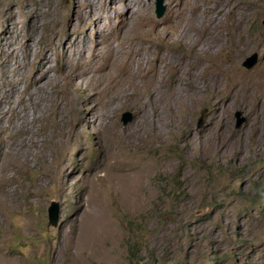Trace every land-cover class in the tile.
Segmentation results:
<instances>
[{
  "label": "rangeland",
  "instance_id": "374dc122",
  "mask_svg": "<svg viewBox=\"0 0 264 264\" xmlns=\"http://www.w3.org/2000/svg\"><path fill=\"white\" fill-rule=\"evenodd\" d=\"M178 1L0 0V44L21 63L0 59V264H264V0L221 1L224 40L195 47L173 31ZM146 20L170 32L142 38ZM141 52L146 70L126 73ZM16 92L38 110L28 132Z\"/></svg>",
  "mask_w": 264,
  "mask_h": 264
},
{
  "label": "bare ground",
  "instance_id": "6f19581e",
  "mask_svg": "<svg viewBox=\"0 0 264 264\" xmlns=\"http://www.w3.org/2000/svg\"><path fill=\"white\" fill-rule=\"evenodd\" d=\"M172 1V0H171ZM200 1V3H201V6H198L197 5V0H182L181 2H179L178 4H175L176 5V8H174L175 9V13H176V16H175V18L172 20V23L171 24H173L172 26H173V31L177 34V37L179 36V39L181 38V36L183 35V33H182V30L184 29V33L186 34V35H188L189 36V38H187L186 36V40H188V42L186 41V43L188 44V45H193L194 47L195 46H197L198 44H199V42L201 41V39H203V37L204 36H206L205 38H209V37H212V40H214L215 42H214V44L217 42V41H223L224 40V36H225V33H224V30H223V25H222V23H224V16H226V15H224L223 14V8H224V2L226 1H224V2H221V1H223V0H207V3L204 1V0H199ZM205 2V3H204ZM170 3V2H169ZM228 3V2H227ZM232 4V3H231ZM227 5V4H226ZM231 6V5H230ZM21 7V6H20ZM242 8V7H241ZM226 9V8H225ZM173 10V9H172ZM232 11L233 10H236L235 9V7L233 6L232 7V9H231ZM25 11V10H24ZM231 11V12H232ZM28 12H29V10H28ZM12 13V12H11ZM14 13V12H13ZM12 13V14H13ZM201 14H203V15H205V16H202ZM207 14V15H206ZM229 14V13H228ZM236 14V13H235ZM14 15H16V14H14ZM238 15V14H237ZM236 15V16H237ZM17 16V15H16ZM201 16V19L199 20L200 22L198 23V21L196 22V18L197 17H200ZM219 16H221V17H223V18H219ZM11 17V16H10ZM12 18V17H11ZM239 18V17H238ZM223 19V20H222ZM243 19V18H242ZM241 18H239L238 20H237V25H236V28L238 29L239 28V30H240V32H242V28H240V26H241V24H243V20H242ZM17 20V19H16ZM9 21V20H8ZM12 22V21H11ZM17 22V21H16ZM149 22V23H148ZM9 23V22H8ZM12 24V23H11ZM197 24V25H196ZM170 26V25H169ZM168 25H167V27H162V28H159V25L158 24H155V23H153V22H151V21H148V20H146V21H142V24L138 27V29L139 28H141V32H142V34H141V36H142V38H145V39H147V38H149L150 36H159V35H167L169 32H170V29L169 28H171V27H169ZM16 27V26H15ZM133 28H135V27H133ZM133 28L131 29V30H128V33H131V35H134L133 34ZM175 28V29H174ZM230 29V28H229ZM13 30V29H12ZM138 30V31H139ZM188 30V31H187ZM220 30V31H219ZM225 30H227V29H225ZM18 31V30H17ZM16 31V32H17ZM137 31V32H138ZM195 31L198 33V32H201L202 33V35L201 34H199V36H198V38L196 37V34L197 33H195ZM237 31V30H236ZM136 32V33H137ZM221 32V33H220ZM228 32V31H227ZM19 33V32H18ZM151 34L150 36L148 35V34ZM173 33V32H172ZM179 33L181 34V35H179ZM184 34V35H185ZM229 34V38H230V40L231 41H233L234 42V40H235V37H236V34H235V32H231V34L230 33H228ZM173 35H174V33H173ZM10 36V35H9ZM15 36V35H14ZM30 36H32V35H30ZM19 37V36H18ZM17 37V38H18ZM23 37V36H22ZM9 38V37H8ZM16 38V39H17ZM153 38V37H152ZM170 38V37H169ZM176 38V37H175ZM184 38V37H183ZM10 39V38H9ZM15 39V40H16ZM30 39V38H29ZM31 39H32V37H31ZM173 39H174V36H173ZM228 39V38H227ZM238 41L240 42V41H244V40H246V39H244V38H242V37H240V36H238ZM33 40V39H32ZM151 40V39H150ZM149 40V41H150ZM153 40V39H152ZM155 40V39H154ZM154 40H153V42H154ZM167 40V39H166ZM120 41H123L122 39L120 40ZM160 41V40H159ZM162 41H163V39H162ZM184 41V40H183ZM203 41V40H202ZM206 41V40H205ZM19 42V41H18ZM21 42V41H20ZM28 42V41H27ZM27 42H25V44L27 43ZM167 42V41H166ZM165 42V43H166ZM182 42V41H181ZM17 43V42H16ZM150 43V42H149ZM164 43V44H165ZM169 43V42H168ZM185 43V44H186ZM201 43V42H200ZM205 43V42H204ZM203 43V44H204ZM210 43V42H209ZM213 43V42H212ZM218 43V42H217ZM223 43V42H222ZM176 44V43H175ZM182 44V43H181ZM180 44V45H181ZM206 44V43H205ZM204 44V45H205ZM219 44V43H218ZM246 44V43H245ZM248 44V43H247ZM23 45V44H22ZM149 45V44H148ZM173 45V44H172ZM184 45V44H183ZM208 45H210V44H208ZM216 45V44H215ZM13 46V42H11L10 40L8 41V43L6 42V43H1L0 44V59H2L1 61H2V63H6V64H8L9 63V66L8 65H6V68L5 69H11L14 73H17V72H20L21 70H20V68H21V63H19V61H16V59H17V50L14 48V47H12ZM24 46V45H23ZM30 46V45H29ZM146 46H147V44H146ZM167 46V45H166ZM170 46V45H169ZM178 46H179V44H178ZM199 46V45H198ZM219 46V45H218ZM218 46H216V47H218ZM244 46V45H243ZM242 46V47H243ZM246 46V45H245ZM17 47V46H16ZM27 47V46H26ZM107 47V46H106ZM168 47V46H167ZM185 47V46H184ZM188 47H190V46H188ZM209 47V46H208ZM210 47H212V45L210 46ZM214 47V46H213ZM212 47V48H213ZM28 48V47H27ZM159 48V47H158ZM161 48V47H160ZM159 48V49H160ZM163 48V47H162ZM170 48V47H169ZM179 48V47H178ZM182 48V47H181ZM29 49H30V47H29ZM107 49V48H106ZM105 49V50H106ZM109 49V48H108ZM142 49V48H141ZM146 49V48H145ZM164 49V48H163ZM162 49V50H163ZM216 49V48H215ZM32 51H33V49H31ZM105 50H104V52H105ZM113 50V49H112ZM180 50V49H179ZM211 50V49H210ZM108 51V50H107ZM114 51V50H113ZM142 51V50H141ZM151 51V50H150ZM149 51V52H150ZM153 51V50H152ZM166 51V50H165ZM195 51V50H194ZM214 51V50H213ZM131 52V51H130ZM136 52V51H135ZM142 52H144V51H142ZM141 52V54L140 55H138V56H133V55H131V56H133V57H131V58H129V62H126V58L125 59H123V61H122V66H123V68L125 69V71H126V73L130 70V67H131V64L132 65H137L139 68H143L144 66H145V64H147V62H148V60H147V58H146V56L143 54ZM179 52V51H178ZM191 52V51H190ZM203 52H205V53H210V54H212V53H214V54H217L218 53V50H215L214 52H208V51H206V50H204V48L202 47V48H197V53H203ZM235 52V51H234ZM108 53V52H107ZM115 53V52H114ZM140 53V52H139ZM158 54V57L160 58V59H162L163 60V58H165L164 56H165V54L162 52V51H159L158 50V52H157ZM175 53H177V52H175ZM182 53H185V52H182ZM204 53V54H205ZM41 54H42V52H41ZM130 54V53H129ZM128 54V56H130ZM150 54V53H149ZM171 54V53H170ZM19 55V54H18ZM43 55V54H42ZM47 55V54H46ZM168 55V54H167ZM208 55V54H207ZM220 55V54H219ZM115 56V55H114ZM113 56V57H114ZM152 56V55H151ZM218 56V55H217ZM170 57V56H169ZM168 57V58H169ZM174 57L175 58H178L177 56H175L174 55ZM190 57V56H189ZM201 57V56H200ZM216 57V56H215ZM214 57V58H215ZM43 58V57H42ZM108 58V57H107ZM116 58V57H115ZM157 58V57H156ZM209 58V57H208ZM45 59V58H44ZM128 59V58H127ZM157 60V62H156V59H155V61L153 60L152 61V59H151V62H154V64H156L155 66H157L158 68L159 67H162V68H164V66H165V64L167 65H169V64H171V63H169L168 61H161V60ZM191 59V58H190ZM194 59V58H193ZM211 59H212V56H211ZM172 60V59H171ZM201 60V59H200ZM210 60V59H209ZM213 60V59H212ZM211 60V61H212ZM214 60H216V59H214ZM114 61V60H113ZM116 61V60H115ZM175 61V60H174ZM194 61V63L196 62L195 60H193ZM21 62H22V60H21ZM34 62H36V61H34ZM33 62V63H34ZM43 62V61H42ZM105 62V61H104ZM109 62V61H108ZM203 62H204V60H203ZM207 62V61H206ZM209 62V61H208ZM37 63V62H36ZM121 63V62H120ZM165 63V64H164ZM172 63H173V61H172ZM175 63V62H174ZM215 63V62H214ZM217 63V62H216ZM44 64V63H43ZM107 64V63H106ZM105 64V65H106ZM163 64V65H162ZM182 64V63H181ZM190 64V63H189ZM203 64V63H202ZM218 64V63H217ZM219 64H221V63H219ZM25 65V64H24ZM39 66H42L43 67V65H42V63H39L38 64ZM48 65V64H47ZM121 65H120V67H121ZM195 65H197V67H198V63L197 64H195ZM194 65V66H195ZM200 65V64H199ZM225 65V64H224ZM4 66H5V64H4ZM33 66V65H32ZM117 66V65H116ZM192 66V65H191ZM217 66V65H216ZM218 67H220V66H218ZM227 67V66H226ZM23 68V67H22ZM98 68H100V67H97V69ZM122 68V69H123ZM145 68V67H144ZM45 69V68H44ZM122 69H121V71H122ZM173 69H174V66H173ZM183 69V68H182ZM181 69V70H182ZM195 69V68H194ZM204 69V68H203ZM203 69H201V70H203ZM207 69V68H206ZM221 70H222V67L220 68ZM224 69V68H223ZM20 70V71H19ZM39 70V69H38ZM46 70V69H45ZM49 70H50V68H49ZM115 70V69H114ZM146 70V68L144 69V71ZM166 70V69H165ZM195 70H197V69H195ZM205 70V69H204ZM44 71V70H43ZM48 71V70H47ZM120 71V70H119ZM118 71V72H119ZM120 71V72H121ZM169 71V70H168ZM183 71V70H182ZM191 71V70H190ZM189 71V72H190ZM211 71V70H210ZM226 71V69L224 70V72ZM123 72H124V70H123ZM122 72V73H123ZM158 72H161V68H159V69H157L156 70V73H158ZM170 72V71H169ZM168 72V73H169ZM209 72V71H208ZM114 73H116V72H114ZM188 73V72H187ZM205 73V72H204ZM8 73L7 72H5L4 71V69H2V71H1V76H0V94L2 93V92H5V86L3 85V80L4 79H6V78H8V75H7ZM45 74L48 76V74L45 72ZM117 74V73H116ZM203 74V73H202ZM209 74V73H208ZM31 75V74H30ZM161 75V74H160ZM191 75V74H190ZM189 75V76H190ZM220 75V74H219ZM47 76H45V77H47ZM183 77H185L184 75H183V72H180L179 70H176L175 71V73H174V78L171 80V83H170V85H169V83H167L166 85H169L168 87L166 86V92H176V85L174 84V82L175 81H177L178 82V85L180 84V82L183 80ZM191 77V76H190ZM204 77H206V76H204ZM187 78V77H186ZM186 78H185V80H186ZM199 78V77H198ZM198 78H197V76L194 74V77L192 78L191 77V83L189 84V85H191L192 84V86H190V90L188 89V87L187 88H185L184 90L182 89V88H180L181 89V91L183 90V92H188V90H189V92H193V89L195 90V92H199L198 91ZM49 79V78H48ZM206 79V78H205ZM211 79L212 78H210V77H208V79H206L207 80V84H210L211 85V83H209V81L211 82ZM156 80V79H155ZM155 80H151L147 85H146V88H145V91L146 92H155V88L157 89V87L159 86H157V85H155ZM184 80V81H185ZM188 80V79H187ZM187 80H186V82H187ZM217 80V79H216ZM263 80V79H262ZM158 81V80H157ZM185 82V83H186ZM189 83V82H188ZM187 83V84H188ZM214 83V82H213ZM182 84H183V82H182ZM181 84V85H182ZM242 84H243V82H242ZM173 85V88H171V86ZM28 86H31V85H28ZM212 87V86H211ZM193 88V89H192ZM159 89V88H158ZM243 89V88H242ZM264 89V88H263ZM246 90V89H245ZM261 90V89H260ZM222 91V90H221ZM238 91H241V90H238ZM257 91H259V90H257ZM246 93H247V91H245ZM262 93H263V91H261ZM253 93H255V92H253ZM16 94H18V98H19V100H20V102H22V104L24 105V108L22 109V113H20V114H18L19 116H20V119L18 120L19 122V127L20 128H22V130L24 129L25 131L26 130H29L28 129V127H30L32 130L34 129L33 128V126H32V122L33 123H35L37 120H38V117H37V112H38V110H37V107H36V104L35 103H33L32 101H29V104L31 105V107H27L26 106V103H24V101H25V98L23 97V95L21 94V92H16ZM29 94V100H32L33 99V97H32V94L31 93H28ZM240 94H241V92H240ZM248 94V93H247ZM150 95H151V93H150ZM249 95V94H248ZM241 96V95H240ZM247 96V95H246ZM238 97V96H237ZM251 97V96H250ZM237 99V98H236ZM182 101V100H181ZM183 102V101H182ZM184 104V103H183ZM188 104V103H187ZM183 106V105H182ZM163 107V106H162ZM168 107V106H167ZM188 107V106H187ZM12 108V112L8 109V110H6V114L7 115H9L8 117H13L14 115H15V107H11ZM160 108V107H159ZM158 108V109H159ZM170 109V108H169ZM161 111V110H160ZM172 111H173V109H172ZM157 112V111H156ZM185 113V112H184ZM178 114V113H177ZM176 114V115H177ZM180 115V114H179ZM19 116H18V118H19ZM62 115H61V113L60 112H55V117H56V119H57V117L59 118V117H61ZM183 116V115H182ZM18 118H16V119H18ZM183 118V117H182ZM11 119H13V118H11ZM160 119V118H159ZM175 119V118H174ZM174 119H173V121H174ZM181 119V118H180ZM160 121V120H159ZM167 121V120H166ZM172 121V120H171ZM172 121V122H173ZM11 122H13V121H11ZM60 122V121H59ZM15 123V122H14ZM59 124V123H58ZM57 124V125H58ZM51 124L49 123V124H47V127H49ZM53 125H55V124H53ZM31 130V131H32ZM26 132H28V131H26ZM33 132H35V131H33ZM29 133H31V132H29ZM29 133H25V134H29ZM34 134H37V133H34ZM24 139V138H23ZM29 151V150H28ZM3 172V171H2ZM8 173V172H7Z\"/></svg>",
  "mask_w": 264,
  "mask_h": 264
},
{
  "label": "water",
  "instance_id": "95a60500",
  "mask_svg": "<svg viewBox=\"0 0 264 264\" xmlns=\"http://www.w3.org/2000/svg\"><path fill=\"white\" fill-rule=\"evenodd\" d=\"M161 4H162V0H160V2H159V7H160ZM163 10H164V8L162 9V6H161V8H159V11L157 13V16L158 17H161L162 16ZM255 57L256 56L254 55L253 57L248 58L247 61H246V63H245V65L246 66H249L250 63H251V61L255 60ZM126 115H128V113H126L124 115V119H125ZM58 219H59V210H58V208H57L56 205H53V207H51L49 209V224L52 225V226H55L57 224V222H58Z\"/></svg>",
  "mask_w": 264,
  "mask_h": 264
},
{
  "label": "trees",
  "instance_id": "16d2710c",
  "mask_svg": "<svg viewBox=\"0 0 264 264\" xmlns=\"http://www.w3.org/2000/svg\"><path fill=\"white\" fill-rule=\"evenodd\" d=\"M214 262V261H213ZM138 264H140V263H138Z\"/></svg>",
  "mask_w": 264,
  "mask_h": 264
}]
</instances>
